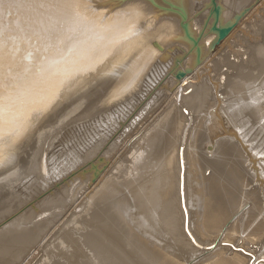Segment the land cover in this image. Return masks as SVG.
I'll list each match as a JSON object with an SVG mask.
<instances>
[{"label": "bare ground", "instance_id": "1", "mask_svg": "<svg viewBox=\"0 0 264 264\" xmlns=\"http://www.w3.org/2000/svg\"><path fill=\"white\" fill-rule=\"evenodd\" d=\"M246 1L78 0L77 17L71 5L40 7L38 0H3L0 25L4 29L5 54L12 64L13 55L21 54L25 59L20 60L22 72L16 68L5 81L15 83L17 95L5 100L0 114V175L13 169L21 150L42 140L45 130L57 122L71 101H79L81 107L67 121L88 119L89 124L85 125L96 143L94 147L98 143L99 146L86 162L89 172L83 176L68 174L71 192L84 188V197L93 190L86 205L82 197L77 199V193L74 204H70L76 209L82 207L84 213L72 214L71 208L66 207L60 212L62 215H56L57 207L39 205L36 212L31 210L27 217L4 227L13 233L0 238V258L12 244L32 245L52 222L68 219L70 223L73 220V224H82L85 213L90 211L91 221L98 229L84 238L92 255L86 264H136L138 257L126 254L111 238L121 231L119 214L105 201L104 194L113 196L110 186L113 181H120L122 194L126 193L140 212L141 223L150 230L157 221H163L172 238L183 241L198 260L211 259L210 264H264V133L260 129L264 128V87L260 90L253 83L248 85L247 99L249 105L255 104V109H250L249 125L244 130L248 113L237 104L239 87L234 82L237 79L242 85L245 80L254 79L252 70L256 66L264 77V23L252 21L247 31L253 32L248 37L242 31L237 32L232 43L229 39L257 0L249 4ZM8 10L19 15L13 16L6 27ZM261 14L264 17V7ZM227 27L231 32L224 36ZM38 31H43L45 39L37 37ZM259 32L263 35L258 36ZM36 43L38 47L34 49ZM232 44L234 49L228 47ZM238 45H242L247 56L239 58V63ZM224 67L226 73H222ZM213 70L214 76L204 77ZM229 70H233L231 75ZM158 74L159 88L151 95L154 105L150 112L156 114L162 108L161 114H166L151 132L122 147L124 155L130 153L129 163L121 170L123 176L116 177L114 172L110 174L113 160L104 166L108 158L101 154L110 151L106 142L113 129L121 127L123 145L137 123L146 118L132 115L125 120L126 109L139 98L151 77ZM189 89L192 91L186 93ZM211 91L218 96L212 105ZM205 106L206 110L198 114ZM184 108L189 109L188 113ZM213 110L219 114L214 115ZM67 121L54 129L66 126ZM177 139L182 145L176 151ZM47 148L37 151L35 163L43 173L40 177L56 178L55 168L49 167L51 152ZM23 159L20 157L19 165ZM82 166L77 171H82ZM179 172V201L181 198L185 215L173 213L174 202H178L175 184L179 183ZM68 189L62 188L63 195ZM215 231L233 234L229 239L213 241H204L196 234L210 239ZM192 244L196 248L214 245L207 247L209 251H200ZM221 246L226 247L212 250ZM139 248L134 241L130 252L138 254ZM223 252L232 256L218 255ZM170 262L182 264L176 259Z\"/></svg>", "mask_w": 264, "mask_h": 264}, {"label": "rangeland", "instance_id": "2", "mask_svg": "<svg viewBox=\"0 0 264 264\" xmlns=\"http://www.w3.org/2000/svg\"><path fill=\"white\" fill-rule=\"evenodd\" d=\"M194 1L196 2L197 0ZM250 2L251 0H247L246 4H249ZM262 2H259V0L255 1L252 6L245 12V15H243L241 22L238 23L239 20H236V23H238L236 25L237 30L235 31V33H233L232 37L229 38L231 39V43L236 37L237 32L246 31L247 37L249 36V32H253L252 29H249V31H247V28L249 24L252 23V21L255 22V20H257L256 23L258 21L264 23V17H262L261 14L262 9L264 7V4L261 6ZM258 7H260L259 11L256 10V8ZM244 20L247 21L244 22ZM262 35V32H259L258 36ZM250 36L253 37V35ZM191 47L193 46L191 45ZM228 47L234 49L233 44L230 46L228 45ZM238 47L241 48V50L238 51V59L236 60L239 63L242 58H246L247 56L242 45H238ZM223 49L224 47L222 48V51ZM231 60L235 59L232 57ZM255 66L256 65H254V67ZM227 71V67H224L222 69V73H226ZM232 71L233 70H229L228 74L231 75ZM252 71L254 79L245 80L242 85L237 83V79L234 80V82L239 87L236 92L238 96L237 104L243 106V109L246 111V113H248L246 116L247 119L245 118L246 123L243 126V128L245 127L244 130L249 125V113H251L250 109H255V104L249 105L250 99H247L248 85H251L253 83L252 86L260 88V90L261 86L264 87V77H262V73H259L260 70L258 66H256ZM209 73L210 74L207 73L206 75H204V77H208L210 75L214 76L215 70H213V73H211V71ZM160 77V74L152 76L143 88V95L140 94L139 98L126 109L127 115L125 117V120H127L128 116L132 115H142L146 118L141 121V123H137V126L135 125V131L131 133L127 139H125V145H120V141L122 140L119 137L121 132L120 126L117 129H113L112 134L109 136L106 142V146H109L110 151L103 152V154H101V157L105 155V157L103 158H108V162L104 166H107L109 164V161L111 162L113 160L110 166V174L114 172L116 177L123 176L121 174V170H123V167L129 163L128 157L130 153L124 155L125 151L122 149V147L129 145V142L130 144L136 142L144 134L151 132V130L156 128L157 124L160 123L161 118L166 114L165 112H162L161 114L162 108L158 112H156V114L150 112L151 106L154 105L152 98L153 96L151 95H154V93L158 91ZM212 84L214 88L217 89L218 84L216 82ZM173 90L174 89H172L169 93H172ZM191 91L192 89H189L186 93H190ZM169 93L167 92V94ZM174 94L175 93H173V95ZM210 94L213 97L210 100V105H212V102L214 103V101L218 99V96L213 95L215 94L214 91L209 92V96ZM78 102L79 101L69 102L66 106V110L63 111V115L58 118L57 122L54 125L45 130L42 136V140L38 139L34 145L33 143H31L23 151L21 150L18 153L19 160L20 157H25V159H23L24 161H22V164H20L21 166L18 164L19 160L17 159V162L15 163L13 169H10L3 175H0V231L4 230L2 234L0 233L1 239L6 236L8 232H10L9 234L13 233V231H7L6 229H4V227L8 225H13L15 222H12L20 217H27L28 215H30L31 210L36 212V208L39 205H42L41 207L47 206L46 208L54 206L57 207L55 211L56 215H62L60 214V212L64 211L67 208L69 209V207L71 208L70 212L72 214L82 215L84 213L82 212V207H78L79 209H76L74 208V205L73 207H71L70 204H74L73 202L77 193V199H80L82 197L86 205L89 198L91 197H89L88 194L91 193V191L93 190H91L89 193H86V195L84 194L83 197L82 195L85 189L83 188L81 190L77 187L78 189L75 188L72 191L73 194H71L72 192L70 190L72 189V185H70L71 187H68V174L76 173L75 175L77 176H83V174L86 172V169H89V166H87L86 162L95 155V150L98 149L99 143L96 145V147H94L96 143L89 133V127L86 126L89 124V121H87L88 119L86 121H78L76 123H69L67 121L68 119H70V117L75 115V112H78V110L80 109L81 104H79ZM73 103L75 105H73ZM81 103L83 107V102ZM206 108L207 107L205 106L201 110L197 111V113L201 114L203 111L206 110ZM183 110L185 112L187 111L186 113H188L189 109L184 108ZM213 111H216L214 115L219 114L217 110ZM64 121H67L66 126L64 125L59 129H54L56 126H58ZM260 129H262V132L264 133V128ZM229 132L230 130L228 129V133ZM181 145V141L177 139V143L175 145L176 151ZM41 148H47L51 152V161L49 167L55 168L56 178H54V176H52V178L50 177V179H45L43 176L40 177V175L43 173L39 170V168H37V163H35V155L37 154V151L39 152ZM27 152H29V154L25 155ZM173 156L175 157V155ZM82 165H84V167ZM80 166H82L84 169L79 172L77 171V169ZM196 175L197 173L195 171V177ZM65 179H67V181H65ZM64 187L69 188V191L67 190L63 195L62 188ZM110 187L114 194L113 196H110V194H104L105 201H108L109 204H112L115 211L119 214V225L121 227V231H117L111 238L120 249L126 252V254H133L138 257L136 264H171L170 259H176L182 264H210L211 259L203 261L198 260L199 257L197 255H194V253L191 252L189 253L190 249L183 244V241L180 242L179 240H177V238H172V236L167 231V227L163 221H157L153 229L149 230L148 228H146V226L141 223V215H138L140 212L136 209V207L133 206V204H131L132 201L127 198L126 193L124 195L122 194L123 187L120 181H113ZM175 187L178 194V202H174L173 213H176L177 215H182V213L184 214V211L181 206V198L179 201L180 172L179 183L176 182ZM175 187L173 185L174 191ZM79 190L81 191L80 193H78ZM70 194L72 198H69L72 200V203H69V201L71 202V200H69V198L67 197V195L70 196ZM92 194L93 193H91V195ZM123 197H125L126 199ZM194 201L196 202V196H194ZM76 204L77 203H75V205ZM124 204L127 207L130 206L128 210H125L126 206H124L123 208L122 205ZM60 208L62 209L59 211ZM161 214L162 213H160L159 215ZM90 215H92L90 211H87L85 213L86 221H83L82 224H73V220L70 223L68 222V219H58L59 221L57 220L55 223L52 222L50 229L48 230V228H46L45 230H47V232L42 233L40 237L36 238L32 245L21 246V244L18 242L12 244L8 248L7 252L3 255V257L0 258V261H2L0 264H86L91 260L92 255H90V249H88V246H86L84 238L90 231L95 230L96 228L98 229V225L91 221ZM37 220L38 219H34V221ZM182 224H184V221L182 222ZM182 228L184 229L183 226ZM218 232L220 233L218 234ZM196 234L200 239H203L204 241H213L214 239H229L233 233L228 232L225 235L224 231H215L210 234L211 236L208 235L210 236V239L209 237L200 235V233L198 232H196ZM188 240L190 241L189 238ZM134 241H136L137 245L141 247L138 249V254L130 252L131 243ZM190 243L192 242L190 241ZM212 245L206 247L199 246V249L196 248L194 245L193 247L200 251H209L207 250V247L208 249H210L209 247H211ZM224 247L226 246L216 247L212 250ZM233 248L235 250H238L235 247ZM219 254L220 256H232V254L227 255L225 252L218 253V255Z\"/></svg>", "mask_w": 264, "mask_h": 264}, {"label": "snow or ice", "instance_id": "3", "mask_svg": "<svg viewBox=\"0 0 264 264\" xmlns=\"http://www.w3.org/2000/svg\"><path fill=\"white\" fill-rule=\"evenodd\" d=\"M40 7L52 6V5H71L74 9V15L79 16L80 6L78 0H38ZM0 4H3V0H0ZM3 25H0V114H2L3 105L5 100H12L16 95V85L14 82L6 83L10 73H5L3 65V53H4V41H3ZM37 37L45 39L43 31L36 32ZM7 91L9 94L6 96L4 92Z\"/></svg>", "mask_w": 264, "mask_h": 264}, {"label": "water", "instance_id": "4", "mask_svg": "<svg viewBox=\"0 0 264 264\" xmlns=\"http://www.w3.org/2000/svg\"><path fill=\"white\" fill-rule=\"evenodd\" d=\"M19 15V13L18 12H11V11H7L6 12V17H7V21H6V23H5V26L7 27L8 25H10L9 24V20L13 17V16H18ZM7 30H9V27L7 28ZM231 28H229V27H227V28H225L224 29V31H223V34H224V36H227L231 31ZM36 47H38V43H36V45L35 46H33V48L34 49H36ZM4 50H6V49H4ZM5 53H7V51H4V53H3V65H4V67H6V72L5 73H10V74H12V72L16 69V68H18V69H20L21 70V66H20V64H21V61H24V57L22 58L21 56V54L18 56V55H13L12 57L13 58H11L12 60H14L13 62V64L11 63V62H9V60L7 59L8 57H7V55L5 54ZM11 56V55H10ZM21 60V61H20ZM4 61L5 62H7L6 64H4ZM9 63H11V66L10 65H8ZM10 69H12V70H10ZM21 72H22V70H21ZM88 170H86V172H87Z\"/></svg>", "mask_w": 264, "mask_h": 264}]
</instances>
